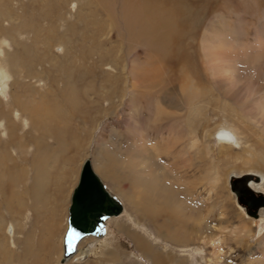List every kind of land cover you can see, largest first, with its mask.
I'll return each instance as SVG.
<instances>
[{
    "label": "rangeland",
    "instance_id": "obj_1",
    "mask_svg": "<svg viewBox=\"0 0 264 264\" xmlns=\"http://www.w3.org/2000/svg\"><path fill=\"white\" fill-rule=\"evenodd\" d=\"M106 2L0 0V40L5 41L1 57L10 72L5 93L0 94V110L4 106L7 112L14 92H27L37 101L44 95L59 111L57 130L63 134L58 142L47 132L44 140L41 168L47 189L36 192L40 196L36 207L30 209L20 181L18 195L29 202L27 208L20 209L13 221L1 207L0 264H68L69 260H61L63 235L71 193L85 159L120 200L122 212L106 221L105 235L93 252L99 255L72 264H96L100 258L102 264L120 260L151 264L126 232L139 234L153 250L172 257L167 259L171 264H264V213L260 218L249 215L230 188L231 176L254 174L261 180L254 185L261 184L264 194V90L259 91L264 87V0L189 3L197 13L179 42L184 57L172 64L159 49L149 47L141 33L147 29L146 21L142 31L141 22L127 26L123 0ZM213 52L220 54L213 55L233 76L229 87L215 69ZM138 68L147 86L133 89L130 76ZM186 78L194 80L190 92L180 88V80ZM222 130L233 134L232 143H219L214 134ZM0 136L7 140L5 134ZM142 144L156 151L146 152ZM28 149L29 158L42 157L34 146ZM9 150L15 156V149ZM32 161L17 157L20 167L15 173H27L23 180L27 185L34 174ZM130 166L139 177L147 175L177 191L178 245L169 237H158L144 220L134 222L130 200L138 189L128 185L127 179L134 175ZM57 217L59 234L50 253L39 245L47 236L42 223L51 224ZM193 217L200 221L194 223ZM14 223V242L20 241L11 245L8 236ZM244 226L251 229L248 235L235 234ZM91 240L86 237L79 244L87 249L92 245L93 250L98 241L88 244ZM1 242L17 256L25 246L28 255L17 262L10 253L12 259L4 260Z\"/></svg>",
    "mask_w": 264,
    "mask_h": 264
},
{
    "label": "bare ground",
    "instance_id": "obj_2",
    "mask_svg": "<svg viewBox=\"0 0 264 264\" xmlns=\"http://www.w3.org/2000/svg\"><path fill=\"white\" fill-rule=\"evenodd\" d=\"M102 1L105 3L108 0H102ZM243 1L244 0H242V2ZM248 1L250 4H257L260 2V0H248ZM201 2L204 5H208V2H211V0H123V3H122L123 4V18L126 19L127 26L141 22V25H142L141 26L142 28H140L141 31L143 30V27L147 26L146 27L147 29L145 31H142L141 33L144 35L145 40L148 43H150L149 47H152V48L155 47V49L156 48L159 49L162 52V54L164 53L163 56H164L165 61L168 64L169 63L172 64L176 62L175 59H177V61H180L184 57L183 55H181V52L178 49L179 42L185 30L188 28L185 26L188 24H191V25L193 24V21H194L193 17L197 13L196 7L189 5V3L194 4V3H201ZM107 3L108 2H106L105 4L107 5ZM242 6H244V4H242ZM145 21L147 25L145 24ZM143 24H145L146 26H143ZM216 37L217 36H214L213 39H215ZM4 44H5V41L1 39L0 40V94L1 96L4 95L7 81L10 78L9 77L10 72L8 70L7 71L9 73L5 71V68L6 69L8 68H7V65H4L3 58L1 57V53L3 51L2 47ZM213 54L216 55L218 53L216 52L211 53V56H213V58L215 59L213 60L215 62L214 63L215 69L222 72L223 77H225L224 78L225 81L223 82H225L226 86L227 87L231 86L233 76L230 74V70L222 64L219 65V63L221 62L220 61L221 58L218 60V58H216ZM218 56H220V54H218ZM221 63H224V62H221ZM157 67L158 65H156V67L155 66L153 67L154 71L155 69H157ZM190 71L193 72V68H190ZM30 73L31 71L28 72V74H26V76H28L27 77L28 79L32 77ZM142 75H143L142 70L139 68L135 69L134 72H131L130 86H132L133 89H138L137 86L139 87L147 86L146 83L143 84L144 80H143ZM193 82H194L193 79L192 80L187 79V78L181 79L180 80L181 91L190 92L192 90L191 86L193 85ZM23 83L25 84V82ZM25 86L29 88V85L25 84ZM263 90H264V87L259 89V91H263ZM190 95L194 97L196 96V93L191 92ZM31 98L32 97L28 95L27 92L26 93L25 92L18 93V91L14 92V94H12V101L10 102L11 105H9L8 107L9 109L7 110V112L4 109V106L0 110V134L2 133L5 134L7 138V140L4 141L2 140V136H0V145L1 146L3 145L2 146L3 148L0 151V198L2 202L1 203L2 205L0 206V210H1V207L3 206L2 208L8 212V214L10 215L13 221L16 220L15 217H17L18 213L20 212V209L27 208L29 204L28 201L26 202L19 197L18 190H17V182L19 181L22 182V185L25 187L24 194L28 196V199L32 203V205L30 206V209L35 208L37 199L40 198V196H38L36 192L39 191L41 188L47 189L44 184V180H46L44 179V175H45L44 170L43 168H41V161L45 154V151L43 150V148H45L44 140L46 139L47 132L54 134V137L58 139V142L61 139L60 136L62 135L63 137V134L57 130V127L59 128V124H60L59 117H58L59 111L57 110V108H55L52 104H50L49 101L47 102V97L44 98V95H43V98L40 99L39 101L35 99H31ZM262 100H263L262 104L264 106V95H262ZM1 103L2 102L0 101V104ZM16 114H19V118L15 116ZM15 119H18L17 123L15 122ZM26 126H28L29 130H27ZM32 132H36V133L32 134ZM214 135L218 138L219 143H222V145L230 144L233 141V134L226 132L224 130L217 131L215 132ZM143 138L145 139V137H142V139ZM26 139L27 141L25 142ZM30 145L36 148V154L42 153L41 154L42 157L34 156L35 155L34 154V155H31V157L29 158L27 156V152L29 150L28 146L30 147ZM12 147L15 149L14 152H15L16 157L13 156L12 153H10L11 150H9V148H12ZM148 148H150L151 151L156 149V148L153 149L148 146H143L142 150L147 152ZM17 157L18 158L21 157L23 160L26 159L28 162L32 161L31 159L34 158V160L32 161L33 166H34V174H32L33 176L31 178V181L29 182V185L23 183V180L27 179L28 177L27 173L25 172H21L20 174H18L17 172L15 173V169L20 167L16 165ZM144 164H145L144 167L146 170L148 168L147 167L148 164L147 162ZM130 168H131L130 171H133L132 166H130ZM134 170L135 171L131 172L134 175L131 178L127 179V182L129 183L128 185H130L132 189L134 190L138 189L137 197L134 196V198L130 200V202L133 205V209H134L132 211L134 216L131 215L132 217L135 218L134 222L139 224L140 221L142 222L144 220L145 222H147L148 224H150V226L154 228L155 233L158 235V237L160 238L164 236L169 237L174 240V241L170 240L171 242H174V244L178 245L179 239H178L177 233L178 232L180 233V231L174 228L175 227L174 223L180 224V222L176 220L177 219L176 216L178 215L177 211L180 210V207L179 205H178V209L174 207L175 196L177 194L176 193L177 191L171 188L170 185L164 186L162 184H159L157 180L155 181H151L152 179L149 180L150 178H148L147 175H145L144 178L143 177L141 178L139 177V174H137L138 172H136V169ZM252 175L253 176L249 179L250 181L249 186L254 191L261 192L260 190L261 184L257 186L254 185V183L259 180L258 177L256 178L254 174ZM261 179L263 178L261 177ZM60 188L63 189L61 185H60ZM60 188H58L57 191H59ZM57 200H58V197H57ZM26 210L28 211V209ZM263 213H264V208L258 209L257 216L255 218L262 217ZM112 217H117V215H112L109 218H112ZM193 219H195V217H193ZM198 221H200L199 218H197V220L195 219L194 223ZM60 222H61L60 218L57 217L56 219L52 221L51 224L47 222L42 223V231H45L47 233V236L42 238V240L40 238L39 245L42 247L45 246L47 251H49L50 253L53 250H55L54 238H56L59 234L58 226ZM1 225H5V224L2 223ZM118 226L120 227L119 224ZM14 228H16L15 223L9 229L8 237H10L11 245H14L15 242L19 244V241H20L19 240V241L14 242V238H15L14 237L15 235L13 234ZM250 231L251 229L249 228V226H244L240 228V231H236L235 234L240 235L241 233H243V235L244 234L248 235ZM126 233H127L126 235H128V237L130 238L133 247L139 250V252L141 251L142 254L149 259L151 264H171L168 262V260H171L172 257L170 258L169 255H166L167 257H164V255H161L157 251L153 250L151 246H149V244L139 234L135 232H126ZM25 237L26 239L25 241L21 242L22 244H25V242L27 241L28 236L26 235ZM86 237H90L92 239L91 242L88 244H93V242L98 241L93 244L94 245L93 250L89 249V248H92V245L87 244L89 247L87 249L85 247H82L81 244H79L80 241H82V239ZM101 237H95L93 235L83 237L78 242L75 253L67 259L69 260L68 264L69 263L72 264L73 262L79 263V262L85 261L88 257L92 255L93 257L94 255L98 256L99 253H93V252L98 250L99 245L97 244H100L99 239ZM4 241L5 243L7 242L6 240ZM5 243L1 242L2 244L1 246L3 247V254H2L3 259L4 260L12 259V257L10 256L11 252L6 248ZM62 245H63V242H62ZM96 245H97V249H95ZM22 251H23L22 254L18 256L14 251L11 253L13 257L17 258V262H18V259L19 260L22 259L21 257L28 255L26 253L27 248L25 246H23ZM100 256L103 257V255H100ZM21 262L22 261H19L18 264H22ZM102 263H103V260L102 258H100L98 259V262L96 264H102ZM118 263L123 264L121 260Z\"/></svg>",
    "mask_w": 264,
    "mask_h": 264
},
{
    "label": "water",
    "instance_id": "obj_3",
    "mask_svg": "<svg viewBox=\"0 0 264 264\" xmlns=\"http://www.w3.org/2000/svg\"><path fill=\"white\" fill-rule=\"evenodd\" d=\"M252 176H231L230 188L236 194L238 203L246 207L249 215L256 217L259 207L264 206V194L249 186L248 181ZM70 198L67 227L63 235L62 261L75 253L77 244L83 237L105 235L106 220L122 211L120 200L107 190L91 167L89 159L82 163L78 182Z\"/></svg>",
    "mask_w": 264,
    "mask_h": 264
}]
</instances>
